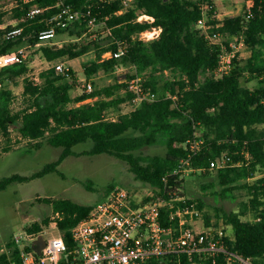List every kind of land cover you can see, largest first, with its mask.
Listing matches in <instances>:
<instances>
[{
  "label": "trees",
  "instance_id": "trees-1",
  "mask_svg": "<svg viewBox=\"0 0 264 264\" xmlns=\"http://www.w3.org/2000/svg\"><path fill=\"white\" fill-rule=\"evenodd\" d=\"M61 5L79 13L64 27L49 21ZM34 7L42 10L30 14ZM9 12L15 26L22 29L19 35L5 38L12 25L0 28V55L37 44L47 61L94 51V58L83 66L87 79L99 71L125 67L127 80L73 96L77 79L71 69L60 73L53 65L40 71L39 80L34 81L27 76L26 56L0 66V134L10 140L14 126L33 148L43 143L62 148L55 160L30 175L1 177L0 190L12 182L56 171L69 155L105 153L125 161L136 178L165 195L164 182L181 187L183 171L171 172L181 159L188 158L186 168L215 169L219 195L232 196L239 188L245 191L243 209L223 215L232 228V236L225 235L224 241L252 264H264V0H252L240 14L222 20L217 17L214 0H15ZM5 14L0 9V25ZM141 15L147 18L138 19ZM202 17L208 35L196 26ZM91 24L102 25L103 34L89 33ZM52 25L56 35L67 32L72 38L61 44L43 43L38 33ZM152 28L160 29L157 36L140 37ZM234 37L243 40L249 54H236L229 70L218 73L219 52L228 49ZM106 52L111 55L105 57ZM135 76H140L143 90L155 98H144L136 107L109 117V111L131 100L128 81ZM18 77L27 102L14 111L12 91L3 84ZM121 88L124 93L120 94ZM87 98L92 100L84 101ZM191 139L199 143L195 151L189 147ZM87 141L89 148L73 150ZM158 142L163 144V153L138 152ZM216 161L219 166L211 165ZM39 199L58 215L54 217L56 226L65 242L57 263L51 264H64L76 254L71 229L88 215L93 204L69 198ZM185 202H195L200 210L203 206L200 199L186 198ZM248 211L251 218H242ZM204 216L209 224V217ZM48 221H34L26 230L42 233V225ZM23 248L30 250L31 246ZM19 249L10 240L7 251L0 253V264H10L11 259L19 262ZM181 264L189 261L182 258Z\"/></svg>",
  "mask_w": 264,
  "mask_h": 264
},
{
  "label": "rangeland",
  "instance_id": "rangeland-1",
  "mask_svg": "<svg viewBox=\"0 0 264 264\" xmlns=\"http://www.w3.org/2000/svg\"><path fill=\"white\" fill-rule=\"evenodd\" d=\"M214 1L217 17L220 20L240 14L245 6L252 3V0ZM14 4L15 0H0V9L6 12L0 28L16 23L10 18L9 12ZM139 17L140 20L147 18L143 15ZM159 31L157 28H152L145 31L143 36L150 39L157 36ZM88 32L103 34L104 29L100 24H91ZM71 38L72 36H69L67 32H63L51 39H43V43L50 40L55 44H61ZM235 44L238 55L244 57L249 54L246 47L238 42ZM23 47H25L26 59L29 60L28 78L38 81L40 71L53 66L55 62L63 61L64 64L70 66L74 78L77 79V84L72 89L71 94L74 96L81 92L80 84L87 79L83 72V66L94 58V51L74 60L47 61L41 54L38 44ZM124 72L125 67L108 72L99 71L87 80L92 83V88H100L115 82H125L127 77ZM3 86L12 91L11 106L14 111L26 105V97L22 94L21 78L7 81ZM118 92L124 93L122 88ZM130 109V102L125 101L118 110H111L108 115L112 117L116 113ZM9 138L10 140H7L0 134V178L12 173L30 175L41 169L44 164L55 160L62 150L61 147L46 143H43L39 148H33L30 141L20 138L14 126L10 128ZM90 144V141L77 144L73 150L87 149ZM4 147H8V149L5 150ZM138 152L143 155L161 154L164 152V147L162 142H158L154 145L143 146ZM182 179L179 192L187 198L200 199L203 202L201 217L196 219L195 224L202 227V219L206 222L204 216L206 215L213 227L223 229L228 236H232V228L225 223L223 215L230 211L239 212L243 209V203L247 201L245 191L239 188L233 191L232 196L219 195L217 192L220 190V185L215 176V169L203 172L189 168L183 172ZM110 184L122 185L131 193L138 195L154 191L151 186L134 176L125 161L105 153L69 155L60 162L56 171L8 184L6 188L0 190V249H4L0 253L7 251V243L13 239V236H24L27 226L34 221L41 222L44 218H49V221L48 224L42 225V236L45 239L62 236L61 231L56 226L54 218L56 215H54L51 205L39 198H69L82 204H94L105 197V192ZM242 218H251L249 211Z\"/></svg>",
  "mask_w": 264,
  "mask_h": 264
},
{
  "label": "built area",
  "instance_id": "built-area-1",
  "mask_svg": "<svg viewBox=\"0 0 264 264\" xmlns=\"http://www.w3.org/2000/svg\"><path fill=\"white\" fill-rule=\"evenodd\" d=\"M41 10L34 7L30 14ZM78 15V11L72 10L69 5H61L49 21H55L64 27ZM205 21L204 17L199 18L196 26L208 35ZM21 29L12 24L4 37H15L21 33ZM144 32L140 37L147 39L143 36ZM38 35L42 40L51 39L56 35L55 28L53 25L44 28ZM235 42L246 47L241 38L234 37L228 49L222 48L216 67L218 73L229 70L232 58L238 54ZM110 55V52L104 54L105 57ZM21 57H25L23 46L15 52L1 54L0 66L16 62ZM54 66L60 73H66L70 69L63 62H55ZM140 82V76L128 81V90L133 92L129 101L131 109L144 98H155L153 93L143 90ZM80 87L85 93L93 90L92 83L87 79ZM188 143L193 151L199 146L195 139ZM188 162V158L181 159L171 173L189 169L185 167ZM211 165L219 166V161L211 162ZM166 183L164 182V188H167L164 189L165 195L158 194L155 190L138 195L122 185H113L103 199L93 204L88 215L72 227L76 254L64 264H181L182 258H186L189 264H252L248 258L229 249L224 241L227 234L223 229L213 227L203 219L202 227L197 226L195 221L201 217V210L195 206V202H185L187 197L179 192L180 186L172 187ZM39 234L26 231L22 237L13 236L12 241L20 247L19 262L11 259L10 264L57 263L59 254L65 249L62 236L44 238L45 246L40 254L32 248H23L24 245L31 246Z\"/></svg>",
  "mask_w": 264,
  "mask_h": 264
},
{
  "label": "water",
  "instance_id": "water-1",
  "mask_svg": "<svg viewBox=\"0 0 264 264\" xmlns=\"http://www.w3.org/2000/svg\"><path fill=\"white\" fill-rule=\"evenodd\" d=\"M45 246V239L42 234H39L31 244V248L37 253H41V249Z\"/></svg>",
  "mask_w": 264,
  "mask_h": 264
},
{
  "label": "crops",
  "instance_id": "crops-1",
  "mask_svg": "<svg viewBox=\"0 0 264 264\" xmlns=\"http://www.w3.org/2000/svg\"><path fill=\"white\" fill-rule=\"evenodd\" d=\"M79 57H82V55L81 56H79ZM79 57H76V58H79ZM76 58H73V59H68V60H74V59H76ZM59 62H63V61H59ZM64 63V62H63ZM92 100V98H87V99H85L84 101H91ZM4 249H0V251H3Z\"/></svg>",
  "mask_w": 264,
  "mask_h": 264
}]
</instances>
